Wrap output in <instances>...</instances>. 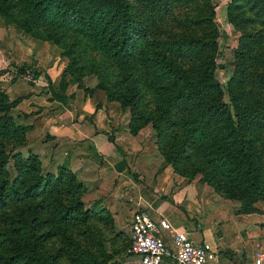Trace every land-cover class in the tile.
<instances>
[{
    "label": "trees",
    "instance_id": "obj_1",
    "mask_svg": "<svg viewBox=\"0 0 264 264\" xmlns=\"http://www.w3.org/2000/svg\"><path fill=\"white\" fill-rule=\"evenodd\" d=\"M226 11L230 22L248 31L239 39L240 47L233 49L232 71L221 83L214 75L219 64L213 59V34L197 35L188 29L213 26V8L200 0H0L6 24L62 49L69 59L64 73L78 72L74 80L85 94L93 89L84 87L78 74L97 76L96 87L105 91L107 100L128 108L131 134L151 123L169 161L191 163V175L200 173L202 182L219 185L248 213L257 210L256 201L264 200L259 143L264 136V93L252 108L249 90H238L244 77L240 66L264 61V0H228ZM166 17L183 30L168 34L157 27ZM253 47L263 51L254 53ZM196 51L206 55L193 64L187 54ZM252 78L254 74H245L244 82ZM255 79L256 88L264 86V73ZM61 87H66L63 79ZM225 93L230 104L223 99ZM52 98L65 99L60 94ZM20 100H10L0 91V209L15 211L12 215L4 208L0 213V264H55L57 256L43 251L45 225L58 226L70 262L121 264L109 262L112 255L107 253L101 259L93 257L64 233L75 207L53 200L52 216L44 214L46 195L55 185L68 182L70 190L76 187L68 169H61L57 178L43 176L38 166L30 165L32 154L24 159L6 151L14 140L22 142L28 131L11 113Z\"/></svg>",
    "mask_w": 264,
    "mask_h": 264
},
{
    "label": "rangeland",
    "instance_id": "obj_2",
    "mask_svg": "<svg viewBox=\"0 0 264 264\" xmlns=\"http://www.w3.org/2000/svg\"><path fill=\"white\" fill-rule=\"evenodd\" d=\"M200 1L213 8V26L205 23L188 29H192L197 35L213 34L216 43V48L212 50L213 59L219 64L214 75L219 82L224 83L233 68V49L240 47L239 39L248 30L241 23L228 20V0ZM157 27L168 34L172 30H183V27L177 29L171 17H166ZM10 42L24 49L30 46V51L28 49V54L17 60L16 51L20 53L22 50H16L13 44L9 46ZM247 43L252 45L250 39H247ZM0 49L3 50H0V91L7 93L6 89L13 83L17 84L15 91L27 89L40 80L45 84L40 86L38 91H43L46 87L51 97L53 94H60L68 98V86L79 88L74 80L78 72L64 73L69 59L61 54L62 49L59 46L49 40L32 37L12 23L6 24L1 16ZM256 50L263 51L259 47H253L254 53ZM187 55L192 63L196 64L206 52L196 51ZM39 60L45 63L44 67L40 65ZM54 63H57L55 67ZM47 69H50L54 78H51ZM240 69L244 77L238 92L242 89L249 90L248 98L254 108L259 93H264L263 85L260 88L255 87L258 84L255 77L264 73V61H251L248 65H241ZM34 73H38L37 78H34ZM250 73L254 74V78L244 82L245 74ZM77 77H80L84 87L93 89L92 93L85 94L90 97L92 105H106V120L109 121L106 128L110 133L109 139L113 138V145L106 154L119 156V160H107L102 169L98 161L94 163L88 158L72 157L69 153L72 144L49 137L46 132L35 126L31 113H24L16 108L11 110L15 121L26 125L28 131L22 142H19V139L18 142L14 140L8 144L6 151L11 155L20 153L24 159L32 154L30 165L38 166L43 176L50 174L57 178L61 169H68L72 173L69 181L76 188L70 190L67 187L68 182H65L64 186L55 185L51 194L46 195L43 211L46 216H52L50 203L53 200L76 208L72 223L67 227L65 225L64 233L71 237L78 248L97 259L107 253L112 255L108 259L109 262L117 260L121 264H138L134 256L126 255V247L131 239L130 222L133 213L145 209L155 215L156 210L166 214L180 207V204L192 203L196 208L202 209V226H209L215 231L219 229V235L217 239L216 236L213 237L215 243H212H219L218 249L224 252L227 261L234 259L230 250L224 248L231 243V238L239 241L243 238L248 242L251 261H255L257 253H264V244L263 247L256 245V251L253 248L257 241L262 242L264 238V200L254 203L256 211L242 212L241 202L228 196L219 185L202 182L200 173L191 175V163L176 165L169 161L160 149L161 142L158 141L151 123L131 134L128 126V108L122 109L119 102L107 100L105 91L96 87L97 76L89 73L83 76L78 74ZM62 79L66 84L64 89L61 87ZM13 91L9 90L13 94L12 100L19 98ZM7 95L10 99L11 96L8 93ZM73 97L70 93L69 98ZM223 99L230 104L228 94L225 93ZM115 131L123 133L114 135ZM114 138L117 139L118 146ZM262 140H259V143L264 158V136ZM4 208L0 209V213ZM5 210L15 215L13 207H7ZM176 218L175 222H178ZM196 224L198 226L199 221L196 220ZM57 227H43L44 231H47L43 238V251L57 256L55 264H75L67 258V245Z\"/></svg>",
    "mask_w": 264,
    "mask_h": 264
},
{
    "label": "crops",
    "instance_id": "obj_3",
    "mask_svg": "<svg viewBox=\"0 0 264 264\" xmlns=\"http://www.w3.org/2000/svg\"><path fill=\"white\" fill-rule=\"evenodd\" d=\"M12 44L14 45V43ZM12 44L10 42L9 46H12ZM14 48L22 50L20 53L16 51L17 60L23 58L25 54L27 55L28 49L30 51V46L24 49L15 44ZM1 51L3 52V50ZM40 65L44 67L45 63L40 61ZM56 65L57 63H54V67ZM47 70L50 72L51 78H54L50 69ZM44 84L39 80L32 87L28 86L27 89H20L18 91H15L17 84H11L6 89V92L11 96L10 100L13 97V94L9 92L10 89L14 90L13 92H16L21 98L14 109L16 108V110L28 114L31 113L32 117H34L33 122L35 126L46 132L49 137L72 144V148H69V153L72 157L88 158L94 163L98 161L99 163H97L102 169L104 168V162L107 160H119V156L106 154V151L113 145V141L109 139L110 133H108V129L106 128L109 122L106 120V105H92L90 97L86 96L85 92L81 88H76V86H68L69 90L66 91L69 96L72 93L74 95L73 98H69L68 96V98L64 99V101L66 100L65 102L54 100L46 87L43 91H38L41 88L40 86H44ZM120 133L122 134L123 132L115 131L114 135ZM114 142L118 146L117 139L114 138ZM156 213V215L152 214L155 218H166L174 227L189 230L196 240L208 241L213 246L220 247L219 243L217 245L212 243L215 241L213 237L216 236L215 238L217 239L219 229L215 231L209 226L205 228L201 224L202 218L200 216L203 213L201 207L199 209L194 204L187 203L186 205L180 204V207H176L166 214L161 213L159 210H156ZM175 217H177L178 222H175ZM195 219L199 221L198 226ZM210 238H213V240ZM230 241L231 243L224 247L226 248L225 250H230L231 254H233L234 259L228 260L230 264H254V261H251L249 257L248 242H245L243 238L240 241L231 238ZM263 244L264 238L262 242L259 240L255 243L254 250L257 248L256 245L263 247ZM218 250L227 260L224 252L220 249ZM134 258L138 261V258L135 256Z\"/></svg>",
    "mask_w": 264,
    "mask_h": 264
},
{
    "label": "built area",
    "instance_id": "obj_4",
    "mask_svg": "<svg viewBox=\"0 0 264 264\" xmlns=\"http://www.w3.org/2000/svg\"><path fill=\"white\" fill-rule=\"evenodd\" d=\"M130 232L126 254L138 258V264H230L218 247L196 240L189 230L177 229L145 209L133 213ZM254 264H264V253H257Z\"/></svg>",
    "mask_w": 264,
    "mask_h": 264
}]
</instances>
